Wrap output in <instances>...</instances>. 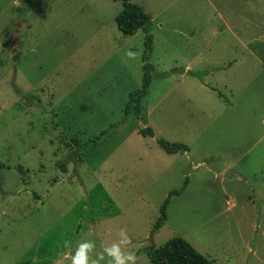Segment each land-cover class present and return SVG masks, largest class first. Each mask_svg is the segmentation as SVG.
I'll return each instance as SVG.
<instances>
[{
    "label": "rangeland",
    "instance_id": "374dc122",
    "mask_svg": "<svg viewBox=\"0 0 264 264\" xmlns=\"http://www.w3.org/2000/svg\"><path fill=\"white\" fill-rule=\"evenodd\" d=\"M131 1L152 21L139 116L125 107L144 32L121 33L119 0H0V264H70L84 241L95 259L121 229L136 264L175 236L214 264H264V0ZM233 53L245 67L232 92L193 60Z\"/></svg>",
    "mask_w": 264,
    "mask_h": 264
},
{
    "label": "trees",
    "instance_id": "16d2710c",
    "mask_svg": "<svg viewBox=\"0 0 264 264\" xmlns=\"http://www.w3.org/2000/svg\"><path fill=\"white\" fill-rule=\"evenodd\" d=\"M122 4L121 10L115 16V23L121 33L131 35L136 33L139 29L144 32V46L145 51L142 54L143 60V74L140 88L131 91L128 94V100L125 107L127 113L134 105L135 114L139 116V101L140 98L146 94L147 88L150 84V71L153 67L149 64L147 53L151 49V16L142 8V6L132 2L131 0H119ZM196 76H202L207 71L192 72ZM221 94V93H220ZM139 133L146 136H154V132L150 127L140 128ZM158 145L168 153L183 152L188 150V146L182 142L167 141L163 138H156ZM57 164L64 170H67L64 160H58ZM187 184V179L184 181V186ZM183 188V187H182ZM171 190L164 199L159 209V216L157 217L152 231L157 230L166 219V209L169 203V198L174 194H179L183 190ZM147 255L150 264H214L213 260L208 259L200 252H198L191 243L181 236L172 237L156 247L147 249Z\"/></svg>",
    "mask_w": 264,
    "mask_h": 264
},
{
    "label": "clouds",
    "instance_id": "9594fccd",
    "mask_svg": "<svg viewBox=\"0 0 264 264\" xmlns=\"http://www.w3.org/2000/svg\"><path fill=\"white\" fill-rule=\"evenodd\" d=\"M19 6V0H15ZM126 55L135 58V53L129 51ZM119 239L109 245H105L102 251L96 254V258L91 257L96 245L93 241H84L76 246L75 252L70 253L68 258L70 264H100V261L106 260V264H136V255L133 251L127 250L131 244V238L124 229L118 233ZM68 246V242H65Z\"/></svg>",
    "mask_w": 264,
    "mask_h": 264
},
{
    "label": "crops",
    "instance_id": "0c3cea01",
    "mask_svg": "<svg viewBox=\"0 0 264 264\" xmlns=\"http://www.w3.org/2000/svg\"><path fill=\"white\" fill-rule=\"evenodd\" d=\"M224 26L228 28V24H224ZM235 38H236V41H239L237 37H235ZM211 41L212 40L207 41V44H206L207 50H210L209 47L212 44V43H210ZM233 43H234V36L230 39L221 38L220 40H217L216 42H214V45L220 44V45H224V46H232ZM242 45H245V43H243ZM218 58L219 57H217V56H213V57H209L207 59V58H203V56L201 55V56H198V58L195 57L193 60L197 63H199L201 61L200 63H203L204 65H206V68L210 69V72L208 73V75L212 76V75H214V73H219L221 75V78H224V80L221 79L223 84H224V87L229 89L232 92L233 87L231 88L230 85L235 82L233 77L237 78L238 75H241V73H242L241 71L245 67L244 59L242 58V56H238L237 53H235V54L233 53V55L231 57H226V58L222 57V60H221V56H220L219 60H216ZM223 59H226V61H223ZM249 59H250V63H252L254 65H256V63L254 62V59L258 63L261 64V61L259 60V58H257V56L254 55V52H252V51L249 52ZM190 60H192V59H190ZM207 62H210V63H207ZM192 64H193V61H192V63H190V61H188L184 66V71L192 70ZM214 68H216V69L214 70ZM178 77L183 78L184 77L183 73L178 74ZM229 77H230V80L232 82L229 80ZM200 86L202 88L205 87L202 84H200ZM187 151H183V152L187 153ZM260 178H261V180L258 181L257 183L261 182L262 185H264V176L260 175Z\"/></svg>",
    "mask_w": 264,
    "mask_h": 264
}]
</instances>
